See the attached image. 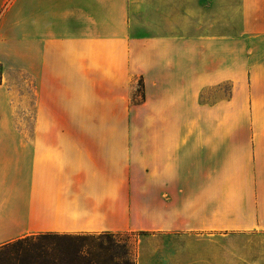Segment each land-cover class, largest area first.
Masks as SVG:
<instances>
[{
  "label": "crops",
  "instance_id": "0c3cea01",
  "mask_svg": "<svg viewBox=\"0 0 264 264\" xmlns=\"http://www.w3.org/2000/svg\"><path fill=\"white\" fill-rule=\"evenodd\" d=\"M124 2L0 0L3 72L23 55L26 75L61 87L48 102L78 114L87 102L90 117L105 119L126 109L141 78L136 112L153 119L154 134L153 162H109L106 150V162H0V246L133 234L136 264H264V0L218 8L207 33L148 40L113 30ZM86 71L102 78L101 93ZM10 103L0 82V150Z\"/></svg>",
  "mask_w": 264,
  "mask_h": 264
},
{
  "label": "rangeland",
  "instance_id": "374dc122",
  "mask_svg": "<svg viewBox=\"0 0 264 264\" xmlns=\"http://www.w3.org/2000/svg\"><path fill=\"white\" fill-rule=\"evenodd\" d=\"M124 1V7L114 11L113 30L120 32L123 24V34L125 31L124 35L129 40H148L176 32L183 35L187 29L207 33L216 28L218 8L227 13L232 7V0ZM116 16L121 18V24H118ZM82 41L87 42L86 39ZM54 42L55 39H49L51 45ZM101 45L103 43L97 39L99 52ZM101 58L99 55L97 70L104 69L106 65ZM20 59L18 68L7 72L0 68V82L10 90L12 110L11 133L4 139L8 147L0 150V162H106L105 150L112 158L109 162H153V119L136 112V106L144 101L141 78L130 86L126 109L120 108L124 110L122 113H113V118H96L89 116L87 102H81L79 114L67 110L68 103L62 112L56 102H48L49 95L57 94L61 87H41L39 79L24 72L23 55ZM84 75L86 81H94L92 86L98 83L92 89L101 93L102 78L90 76L87 71ZM223 89L227 91L226 87ZM88 90L87 87L85 92ZM213 93L214 90L211 91ZM74 114L80 117H73ZM111 237L126 247L129 259L136 264L137 236L123 234ZM117 251L121 256L122 251Z\"/></svg>",
  "mask_w": 264,
  "mask_h": 264
},
{
  "label": "trees",
  "instance_id": "16d2710c",
  "mask_svg": "<svg viewBox=\"0 0 264 264\" xmlns=\"http://www.w3.org/2000/svg\"><path fill=\"white\" fill-rule=\"evenodd\" d=\"M120 261L134 264L126 247L114 241L111 234H40L0 246V264H121Z\"/></svg>",
  "mask_w": 264,
  "mask_h": 264
}]
</instances>
